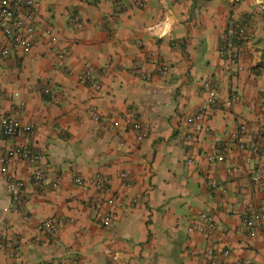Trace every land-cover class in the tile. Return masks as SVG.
<instances>
[{"label":"crops","instance_id":"1","mask_svg":"<svg viewBox=\"0 0 264 264\" xmlns=\"http://www.w3.org/2000/svg\"><path fill=\"white\" fill-rule=\"evenodd\" d=\"M34 2L31 51L0 24V48L10 50L0 58V121L12 114L33 128L9 139L0 125V149L43 155L12 161L25 185L19 207L0 173V264H203L208 252L219 264H264V226L243 223L264 212V191L251 181L264 156L250 150L264 147V0ZM243 24L235 65L220 47ZM87 64L95 86L79 79ZM207 81L218 89L211 108ZM137 121L148 131L141 142ZM215 151L223 162L206 159ZM204 214L214 217L211 236L190 231ZM46 220L64 222L55 237L41 231Z\"/></svg>","mask_w":264,"mask_h":264},{"label":"built area","instance_id":"2","mask_svg":"<svg viewBox=\"0 0 264 264\" xmlns=\"http://www.w3.org/2000/svg\"><path fill=\"white\" fill-rule=\"evenodd\" d=\"M145 2L140 3L143 6ZM37 7L34 0H1L0 1V24L4 25L5 32L13 35L14 43L17 44L24 51L29 52L34 48L37 41V33L35 30V18L37 14ZM77 22V19H76ZM247 25H239L228 31V39L221 45L220 53L223 57H228L232 64L237 65L239 62V45L243 43L247 36ZM45 35L51 37L50 30L45 31ZM54 40V39H53ZM10 55L8 48H0V58H7ZM59 58L63 59L64 55H60ZM156 58L154 55L150 57V63L154 64ZM157 73L162 77H166L171 73V67L165 63H157ZM90 64L85 66L84 72L80 75V81L82 83H93L94 74ZM146 78V77H145ZM204 88L208 92V107H213L217 104L218 89L212 81H207L203 84ZM99 89V86H96ZM2 91L0 87V92ZM46 94L49 91L45 92ZM205 117L204 111L197 113L195 116L188 120L189 124H196L201 122ZM1 133L5 138H15L19 135L27 136L33 134V128L31 126L23 125L12 114H5L1 117L0 121ZM134 130L138 132V140L144 141L148 137V131L145 126L137 121L134 124ZM206 132L209 128L205 129ZM186 140L187 144L184 151L187 156V163L193 164L192 146L188 142H194L196 139V133L191 131ZM264 132V128H263ZM190 146V147H189ZM240 147L245 149V145L241 144ZM251 152L259 157L264 156V147L261 148L258 144H253L250 147ZM32 161L39 163L43 159V155L40 152H34L32 150L23 149L20 146H13L6 149H0V173L6 181L8 191L10 193L11 201L19 207L23 203L24 199V182L18 179L12 169V161L14 160ZM206 159L214 164L216 162L224 161V154L218 151L208 153ZM33 179L40 183L45 178L44 170L40 167H36L32 173ZM127 179L126 176H123ZM127 181V180H125ZM251 181L258 185L264 191V170L258 169L251 175ZM78 185H82L81 179H76ZM56 186V185H55ZM211 187L218 188L217 181L211 182ZM100 207V206H98ZM25 221H29L28 215L24 216ZM114 217L107 215L103 219V224L108 227L112 224ZM63 221L46 220L42 223L40 229L50 237H55V230L57 226L62 225ZM243 223L249 230L257 229V227L264 226V212L253 213L249 216L243 217ZM191 232H198L205 236H211L216 231V225L214 223V217L211 214L202 215L199 220L191 227ZM203 264H219V261L213 256L212 252H208L204 255Z\"/></svg>","mask_w":264,"mask_h":264}]
</instances>
